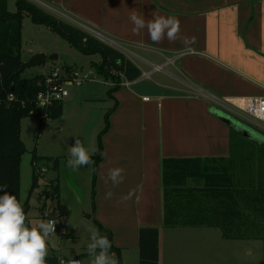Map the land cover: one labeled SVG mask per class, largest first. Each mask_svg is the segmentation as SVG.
Returning <instances> with one entry per match:
<instances>
[{
  "label": "crops",
  "instance_id": "obj_1",
  "mask_svg": "<svg viewBox=\"0 0 264 264\" xmlns=\"http://www.w3.org/2000/svg\"><path fill=\"white\" fill-rule=\"evenodd\" d=\"M46 1L53 10L93 31L137 47L153 59L144 57L151 64L161 68L171 65L175 70L171 72L177 78H172L176 83L156 81L154 86L143 87L144 78L140 77L111 93L113 83L106 80V98L111 104L106 113L117 105L110 113L109 128L101 136L102 159L95 163L97 153L90 154L95 181L93 213L89 216L94 223L111 232V245L119 251H110L119 254L122 264H129L128 260L139 264L142 227L159 228V264H165V248L170 254L177 247L180 252L203 250L198 242L193 246L186 240L199 235L205 237L203 233L184 230L190 226L163 225L162 162L170 158L230 157L232 126L219 116V112L237 118L193 92L189 86L226 98L239 107L245 106L248 98H264V0ZM132 11L145 20L153 19V13L177 17L181 36L196 38V43L191 45L194 54L182 56L185 46L180 40L169 43L165 38L159 44L153 43L147 29L133 35L129 20ZM155 58L159 64L154 63ZM104 126L105 115L98 134ZM255 130L264 136L263 132ZM243 138L257 143V148H264L242 134ZM261 164L257 159L256 166L263 167ZM115 167L124 169L123 182L117 186L111 181L105 184L108 169ZM39 169L44 171V168ZM237 172L243 173L241 164ZM52 180L55 178L49 177L47 184L53 183ZM109 190L113 196L106 199ZM130 190H136L132 199L118 204L117 201ZM166 235L170 239L164 247ZM166 264L186 263L180 260Z\"/></svg>",
  "mask_w": 264,
  "mask_h": 264
},
{
  "label": "trees",
  "instance_id": "obj_2",
  "mask_svg": "<svg viewBox=\"0 0 264 264\" xmlns=\"http://www.w3.org/2000/svg\"><path fill=\"white\" fill-rule=\"evenodd\" d=\"M16 3L18 9L12 12L8 10L7 0H0V186H6L9 194L17 197L27 216L30 206L27 201H21L20 197L21 156L27 151L21 139V120L31 116L42 122L47 116H59L63 111V100L53 102L47 109L37 106L36 97L43 87L45 74L29 78L22 76L21 65L24 61L20 47L24 13H28L34 23L43 24L56 31L82 53H99L101 60L94 62L93 66L97 73L113 83L110 93L120 88L126 80L139 79L143 70L125 52L102 41L81 26L31 0H17ZM63 68L70 72L73 66L64 64ZM116 105L105 114V126L98 136L95 163L102 159L101 136L109 128V116ZM231 134L232 153L229 158L163 159L165 227H218L223 238L257 237L264 242V233L262 236L260 233L264 231V223L262 225L259 222L264 219V185H249L250 187L245 188L244 181L236 173L239 164L244 173L247 162L249 165L246 169L249 170L254 150L249 145V140L241 139V132L232 127ZM235 143L240 147L238 153H235ZM39 158L36 154L31 158L32 189L38 185ZM55 162L57 165V160ZM188 178L202 179L203 185L187 186ZM3 194L4 191H0V195ZM98 225L101 235L110 239L111 232ZM159 234L158 227L140 228L139 264H159ZM110 250L119 251L113 246ZM46 264L61 263L58 256L52 254L46 256Z\"/></svg>",
  "mask_w": 264,
  "mask_h": 264
},
{
  "label": "rangeland",
  "instance_id": "obj_3",
  "mask_svg": "<svg viewBox=\"0 0 264 264\" xmlns=\"http://www.w3.org/2000/svg\"><path fill=\"white\" fill-rule=\"evenodd\" d=\"M42 1L47 3L46 0ZM16 2L17 0H7L8 10L16 12L18 9ZM116 40L131 51L126 54L132 57L143 71H152L150 76L141 82L143 87L154 86L153 82L156 81L166 84L176 83L174 79L177 78L172 74L175 72L173 66L156 67L144 57L149 60L153 59L148 58L137 47L130 46L122 40ZM20 53L24 62L36 53H45L47 56L57 55L56 60H48L45 64L25 68L22 72L23 77L29 78L47 73L55 66L63 68L64 64L73 66L79 77L89 73V78L84 80L81 86L74 83L66 86L68 96L63 99L61 115L47 116L42 122L39 118L31 116L21 120V139L27 151L21 156L20 197L21 201H27L30 206L26 223L46 221L50 218L66 220L65 225L59 231L48 237L47 255L55 254L60 261L78 259L81 264H92V256L87 251V244L90 243V233L87 228L93 227L100 232L98 225L89 216L93 213V164L73 170L67 166V160L69 159L68 148L75 144L77 138L82 141L90 154H92V149H98V127L104 123V115L108 106L111 105L106 98L107 81L97 73L93 66L94 62L101 60V55L82 53L56 31L43 24L34 23L28 13H24L22 21ZM158 62L159 60L155 58L154 63L159 64ZM153 68L159 70L153 71ZM89 97H94V99L88 100ZM234 145L235 153H238L239 144ZM249 145L254 150L251 161L254 163L248 170L246 169L249 165L247 162L244 173L237 172V176L244 181L245 188L250 187L249 185L260 187L264 185V150L257 148V143L250 141ZM33 154L40 157L37 165L39 168H44V171L37 169L38 185L32 189L31 158ZM257 159L263 167L256 166ZM55 160L58 162L57 165ZM49 177L55 180L47 184ZM202 183L203 180L198 178H188L186 181L187 186H199L196 184ZM58 184L59 187H57ZM245 201L247 203V200ZM259 222L263 225L264 219H260ZM184 230L192 233L196 230L204 234L205 237L195 235L196 238L186 239L187 244L191 243L193 246L198 242L203 250L180 252L177 247L170 254V250L165 248L163 250L165 264L180 260L186 264H263L264 242L262 238H223L218 227L199 226L193 229L190 226ZM66 233L68 235H65ZM260 233L262 236L264 231ZM168 238L166 235L163 240L164 247L168 245L170 239ZM109 254H114L117 264H120L118 253L109 251ZM128 263L132 264L130 260Z\"/></svg>",
  "mask_w": 264,
  "mask_h": 264
},
{
  "label": "clouds",
  "instance_id": "obj_4",
  "mask_svg": "<svg viewBox=\"0 0 264 264\" xmlns=\"http://www.w3.org/2000/svg\"><path fill=\"white\" fill-rule=\"evenodd\" d=\"M131 21L133 35H139L147 29L148 36L153 43L159 44L165 40L169 43L180 40L184 44L181 55L194 54L191 45L196 43V38L181 36L180 20L174 16H163L153 13V19L145 20L142 15L132 11ZM128 81L123 86L127 87ZM98 149H92V154ZM69 159L67 166L78 170L82 166L94 163L82 141L77 138L75 144L68 148ZM124 169L120 167L110 168L105 178V184L111 181L113 186L123 182ZM0 264H46L48 254L47 240L55 232L57 220H38L26 223L27 216L22 204L14 194H9L6 186H0ZM136 190H130L127 195L121 197L117 203L126 202L135 195ZM113 192L109 190L105 194L106 199H111ZM139 202V197H137ZM90 233V243L87 251L92 256V264H117L114 254H109L112 245L106 235H101L98 229L87 228ZM63 264V262H62ZM69 264H81L79 260L72 259Z\"/></svg>",
  "mask_w": 264,
  "mask_h": 264
},
{
  "label": "built area",
  "instance_id": "obj_5",
  "mask_svg": "<svg viewBox=\"0 0 264 264\" xmlns=\"http://www.w3.org/2000/svg\"><path fill=\"white\" fill-rule=\"evenodd\" d=\"M31 1L41 5L42 7L50 11L56 12L62 18H65L66 20L71 21L81 26L85 30L94 34L96 37H98L102 41L109 43L110 45L122 50L123 52L127 53L130 51L121 42L114 40L113 38H109L96 31H93L88 26H85L84 24H81L79 22H76L73 19L68 18L67 16L63 15L61 12H57L53 10V8L47 5V3H45L44 1L42 0H31ZM154 66L157 67V65H154ZM155 70H159V69L153 68V71ZM151 73L152 71L151 72L143 71L141 77L142 78L149 77ZM88 78H89V73L84 75L83 77H79L78 72L75 69L68 72L64 68H59L56 66L52 67V69L48 73L45 74L43 87L37 94V97H36L37 106L47 109L51 104H53V102L58 101V100H63L66 96H68V90L66 86L72 83L79 86L82 84L84 80ZM124 82L122 83V85L124 84ZM128 82L130 84L132 81H128ZM189 87H191V90L193 92L209 99L214 105H216L221 110H224L226 113L233 115L238 120L247 122L248 124L264 132V98L262 97L248 98L246 100L245 106L239 107V106H236L235 104H232L226 98H220L218 96L209 95L205 93L203 90L195 88L194 86H189ZM50 219H53V218H50ZM55 220H57V223L55 225V232H57L60 230L62 226L65 225V220L63 218H59ZM71 260L72 259L61 260L60 263L62 264L63 262V264H69V261Z\"/></svg>",
  "mask_w": 264,
  "mask_h": 264
},
{
  "label": "water",
  "instance_id": "obj_6",
  "mask_svg": "<svg viewBox=\"0 0 264 264\" xmlns=\"http://www.w3.org/2000/svg\"><path fill=\"white\" fill-rule=\"evenodd\" d=\"M57 55H49L47 56L45 53H36L32 55L27 61L23 62L21 65V70H24L28 67L38 66L41 64H45L48 60H56ZM219 116L225 120L229 125H231L233 128L241 132L244 136L248 138H252L255 141L259 142L264 146V136L259 134L254 128H252L249 125H246L242 121L235 119L229 115H225L222 112H219Z\"/></svg>",
  "mask_w": 264,
  "mask_h": 264
}]
</instances>
